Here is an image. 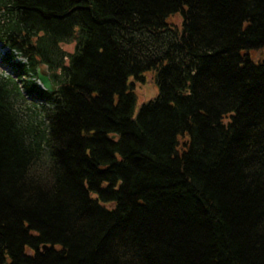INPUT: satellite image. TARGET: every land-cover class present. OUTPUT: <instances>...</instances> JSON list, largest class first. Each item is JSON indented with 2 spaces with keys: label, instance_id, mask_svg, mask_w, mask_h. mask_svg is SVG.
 <instances>
[{
  "label": "trees",
  "instance_id": "obj_1",
  "mask_svg": "<svg viewBox=\"0 0 264 264\" xmlns=\"http://www.w3.org/2000/svg\"><path fill=\"white\" fill-rule=\"evenodd\" d=\"M0 43V264H264V0H0Z\"/></svg>",
  "mask_w": 264,
  "mask_h": 264
},
{
  "label": "rangeland",
  "instance_id": "obj_2",
  "mask_svg": "<svg viewBox=\"0 0 264 264\" xmlns=\"http://www.w3.org/2000/svg\"><path fill=\"white\" fill-rule=\"evenodd\" d=\"M63 48L68 51H73V45H64ZM9 54V50L4 48L0 43V75L6 77H13L17 79V71L13 69V66L10 65L7 61V56ZM264 52L255 53L254 57L251 58L254 62H258L261 58H264ZM263 55V56H262ZM262 56V57H261ZM260 57V58H258ZM21 58L17 57L14 59V62L20 61ZM134 93L136 95V104L134 108V113L137 114L140 106L145 104L151 100H153L158 93V89L155 83V74L153 72H147L144 74V82L136 83ZM42 102L34 99L31 96H25V100L19 104L18 109L20 111V115L23 119H31L34 121L41 116L40 106ZM44 105V104H43Z\"/></svg>",
  "mask_w": 264,
  "mask_h": 264
},
{
  "label": "water",
  "instance_id": "obj_3",
  "mask_svg": "<svg viewBox=\"0 0 264 264\" xmlns=\"http://www.w3.org/2000/svg\"><path fill=\"white\" fill-rule=\"evenodd\" d=\"M37 79L39 86L48 92H53L55 90V86L52 84V81L45 70V67L41 66L37 69Z\"/></svg>",
  "mask_w": 264,
  "mask_h": 264
}]
</instances>
